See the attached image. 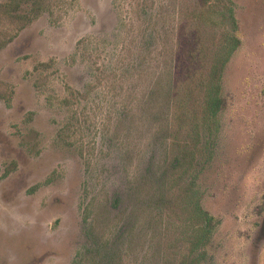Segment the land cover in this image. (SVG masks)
I'll return each instance as SVG.
<instances>
[{"label": "rangeland", "instance_id": "obj_1", "mask_svg": "<svg viewBox=\"0 0 264 264\" xmlns=\"http://www.w3.org/2000/svg\"><path fill=\"white\" fill-rule=\"evenodd\" d=\"M0 5V264H264V0ZM198 28L241 42L205 124V90L168 97ZM192 176L219 223L190 261L195 218L163 214Z\"/></svg>", "mask_w": 264, "mask_h": 264}, {"label": "trees", "instance_id": "obj_2", "mask_svg": "<svg viewBox=\"0 0 264 264\" xmlns=\"http://www.w3.org/2000/svg\"><path fill=\"white\" fill-rule=\"evenodd\" d=\"M2 5H0V8ZM228 9V8H227ZM200 14H193L194 18L199 22H204L205 11L206 15H215L220 12H216L214 4H204V7L201 8ZM230 17L233 23V28L235 31L238 29L236 19L233 15V9L229 8ZM35 12L31 13L28 17V21L33 20ZM220 16V15H219ZM222 16V15H221ZM224 17V16H222ZM195 38L197 43L189 46H180L178 49L179 56L184 55L185 50L187 49L186 57L190 58L189 62L192 63L193 68H185V66H180L179 70L175 69V74L178 72L180 75L176 76L173 80L171 86L169 87L168 97L171 101H176L180 94V90L185 88L186 90H194V87H200L204 94V100L202 102V117L204 124L208 123L210 120H213L225 106V101L221 95L222 90V79L224 75L225 68L230 61L233 53L240 46V39L237 36L228 34L226 30H223V34L220 35V42L215 44L213 47L200 42L199 38L205 36L204 30L199 29L195 31ZM178 57V55H177ZM195 65V66H194ZM192 76H195V80L192 79ZM183 78V80H181ZM180 79V80H179ZM197 81V83H196ZM182 86V88H181ZM191 95V93H189ZM194 119H198L196 116ZM197 124H195V127ZM195 134L196 131L194 130ZM188 152L190 150L188 149ZM192 153V152H191ZM187 159V155L183 158L176 156L170 163V170L176 171L179 170L180 166L183 165V160ZM185 164V163H184ZM191 164L186 170L191 168ZM188 187L186 188L187 197L184 198V202H181L180 194L176 196L165 198V205L167 207V212L163 214L164 216H173L178 214L180 206L183 204V210L188 211L190 216L195 220L193 223V228L195 229L194 239L191 241V248L187 255L188 258L193 260V254L196 251H199L209 243L211 235L216 227V224L219 221L212 216L207 210H205L200 203V195L198 191H195L194 187L196 185L195 179L192 176L189 180Z\"/></svg>", "mask_w": 264, "mask_h": 264}]
</instances>
